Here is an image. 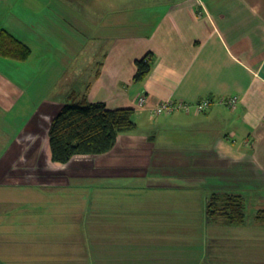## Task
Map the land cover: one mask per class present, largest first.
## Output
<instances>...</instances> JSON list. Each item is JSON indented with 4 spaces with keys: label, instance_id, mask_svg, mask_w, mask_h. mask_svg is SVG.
<instances>
[{
    "label": "crops",
    "instance_id": "1",
    "mask_svg": "<svg viewBox=\"0 0 264 264\" xmlns=\"http://www.w3.org/2000/svg\"><path fill=\"white\" fill-rule=\"evenodd\" d=\"M1 31L32 52L0 56V205H26L8 222L0 208L12 246L51 245L47 264H68L74 248L81 264L91 235L94 264H264L252 238L264 225L207 215L214 192L264 190V0H0ZM148 54L153 71L137 83ZM86 63L97 68L85 91L52 97L61 76L47 72L66 82ZM72 93L134 109L136 129L107 154L54 162L50 127ZM205 99L203 113L152 115Z\"/></svg>",
    "mask_w": 264,
    "mask_h": 264
},
{
    "label": "trees",
    "instance_id": "2",
    "mask_svg": "<svg viewBox=\"0 0 264 264\" xmlns=\"http://www.w3.org/2000/svg\"><path fill=\"white\" fill-rule=\"evenodd\" d=\"M31 54V49L13 35L0 32V56L27 61ZM136 66L135 82H144L153 71V55L137 61ZM135 118L134 109L109 110L105 103H93L87 95L72 93L50 127L53 161L67 164L77 156L109 153L120 134L136 129ZM207 215L208 219L227 226H241L246 221L244 199L242 195L225 191L214 192L208 198ZM256 220L264 225V209L258 211Z\"/></svg>",
    "mask_w": 264,
    "mask_h": 264
},
{
    "label": "rangeland",
    "instance_id": "3",
    "mask_svg": "<svg viewBox=\"0 0 264 264\" xmlns=\"http://www.w3.org/2000/svg\"><path fill=\"white\" fill-rule=\"evenodd\" d=\"M85 67H86V70H85ZM83 68L84 70L82 71H75L77 77H72V74L74 72H68V78L66 77V80H65L66 82L63 81L62 72L60 71L47 72V74L51 75V78L56 75L61 76L58 81L52 80V82H50L51 86L55 84V90L52 93V97L61 96L63 94L62 91L64 90L68 91L69 89L73 88V86H76V89L78 91H82V92L85 91V89L87 88V85L91 82V78L94 76L97 67L91 66L90 63H86L83 65ZM40 74L44 76L45 73L40 72ZM38 76H40L39 73H37V77ZM72 83H75V85H73ZM242 197L244 199V206H245L246 228H251V229L261 228L258 225L259 223H257L256 215L259 210L264 209V190H261L258 193H255L252 191L251 192L244 191L242 192ZM8 199L9 198L4 197L2 200L3 202L0 205V208H5L7 210V211H4L6 212L5 215L7 216L5 217L6 222L12 219V217L9 214V212L12 209L14 210L15 208L26 207V205H23V204L18 205L16 207V205L12 204L11 201H9V203H6ZM0 200H1V197H0ZM74 220L75 219L73 218V216L67 215L66 222L68 226L75 225L73 223ZM10 223L11 221L9 222V224H5L4 227L0 229V264H15V262L16 264H47V257L50 254V250H53V247L51 245H48L46 247H41L39 249L37 248L35 255L31 256L29 252L27 253L26 249L24 248L25 246H19V247L12 246L10 240L12 237V233L14 232L10 230L11 228ZM263 231H264L263 229L258 230V231L253 230V232L251 231L253 233L252 238H254V240L258 239V245L256 244L258 248H262L264 246V232ZM19 234L20 235L19 236L17 235V237L15 235V238L19 237V241H21L22 238L25 237V235H22L23 232H20ZM94 243H93V239L91 235L89 237L86 235V237L83 238V254L81 255V257H78V259H81L82 261L81 264H94L93 257H92L93 256L92 249L94 248L93 247ZM251 245L254 246V243H252ZM73 249L74 248H71L66 254V257H68V260L71 261V262L68 261V264H73L74 260L72 257H76L75 255L78 254L76 252V254L74 255ZM76 264H80V263H76Z\"/></svg>",
    "mask_w": 264,
    "mask_h": 264
},
{
    "label": "built area",
    "instance_id": "4",
    "mask_svg": "<svg viewBox=\"0 0 264 264\" xmlns=\"http://www.w3.org/2000/svg\"><path fill=\"white\" fill-rule=\"evenodd\" d=\"M146 98H142V102L145 103ZM222 103L226 104L231 108H236L238 104L237 98L225 99L222 100ZM212 105V100L205 99L203 101L197 102L195 104H188L185 102H175V101H165L160 103L152 110V115L161 116V115H169L178 111L191 112L196 111L198 113L206 112Z\"/></svg>",
    "mask_w": 264,
    "mask_h": 264
}]
</instances>
